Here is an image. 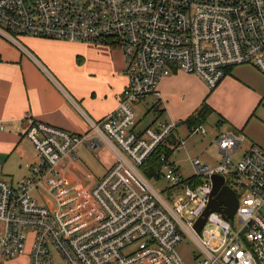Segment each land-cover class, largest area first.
<instances>
[{
	"label": "built area",
	"instance_id": "1",
	"mask_svg": "<svg viewBox=\"0 0 264 264\" xmlns=\"http://www.w3.org/2000/svg\"><path fill=\"white\" fill-rule=\"evenodd\" d=\"M24 36L117 48L127 83L113 113L84 115L85 133L28 124L23 137L41 165L16 185L0 178V261L27 245L29 264H56L54 255L64 264H185L177 246L188 239L195 264H264V150L218 132L219 162L188 157L191 175L183 176L173 159L186 144L183 123L139 128L134 111L174 72L196 75L209 90L232 67L264 76V0H0V38L25 51ZM78 147L107 148L114 163L100 178L79 175ZM156 152L157 175L146 178L142 167ZM213 176L233 191L237 209L230 221L210 213L198 233ZM159 179L169 184L165 198L150 184Z\"/></svg>",
	"mask_w": 264,
	"mask_h": 264
},
{
	"label": "crops",
	"instance_id": "2",
	"mask_svg": "<svg viewBox=\"0 0 264 264\" xmlns=\"http://www.w3.org/2000/svg\"><path fill=\"white\" fill-rule=\"evenodd\" d=\"M19 41L25 51L0 38V122L4 125L0 131V158L14 152L18 160L17 168L10 171L0 165V177L24 175L15 185L30 175L29 167L41 165L34 148L23 137L30 122L85 133L88 127L84 115L98 121L113 113L117 97L127 83L123 54L117 48L29 36ZM157 93V97L147 98L153 101L156 118L146 126L138 120L139 128L157 123L161 116L163 121L184 123L202 102L213 111L211 115L217 116L210 140H204L203 135L189 136L186 124L179 128L185 147L191 138H200L201 147L196 154L188 151L184 161L199 157L209 166L216 165L219 155L213 141L218 132H232L243 139L244 147L255 144L264 150V76L256 68H230L213 90L196 75L174 72L159 81ZM145 101L135 107L147 105ZM213 146L215 157H209L206 152ZM76 150L78 161L73 167L79 175L85 172L100 178L115 160L109 149H99L103 158H97L100 173L93 174L82 165ZM0 264H29V258L23 254Z\"/></svg>",
	"mask_w": 264,
	"mask_h": 264
},
{
	"label": "rangeland",
	"instance_id": "3",
	"mask_svg": "<svg viewBox=\"0 0 264 264\" xmlns=\"http://www.w3.org/2000/svg\"><path fill=\"white\" fill-rule=\"evenodd\" d=\"M152 100L149 98L147 99L145 103L147 105H141V106H134V111L136 112V118L137 120H140V125L146 126L148 125L151 121H153L156 118V115L154 113V108L152 106ZM144 108V109H143ZM143 109V112L141 113V110ZM144 113H146L145 117H143ZM217 120L216 115H211L210 117L207 118L206 122L203 124V128L207 131V134L203 135L205 138L204 140H210L211 137L210 131L212 128L216 129L215 127V122ZM158 122H163L162 116L159 117ZM218 132V131H216ZM215 132V133H216ZM262 135H264V131L261 132ZM200 141V138L198 137H193L189 140L187 143V146L185 147L184 150H181L179 152H176L173 155V159L176 162L177 166L179 167L180 171L182 172L183 176H189L191 175V170L188 167V163L184 161L185 154L188 151H192V154L197 152L198 148L201 147V145L198 143ZM76 153L78 157L80 158L82 165L85 167L86 170L89 172H92L93 174H99L100 173V166H99V161L97 160L100 159L101 161L103 160L102 155L99 151L93 152V153H88L85 151L83 148H79L76 150ZM207 155L209 157H215L216 154V149L213 146V148L209 149L207 152ZM95 155L97 157H95ZM18 160L16 159V154L13 152L9 155H7L5 158H0V165H3L4 169L6 171L13 170L14 168H17ZM4 176L5 179L7 180H12L13 184L18 182L24 175H2ZM95 177H99L100 175H94ZM3 178V177H0ZM152 187L161 194L165 198V192L164 189L168 188L169 184L167 181L163 179H159L158 181L155 182H150ZM235 224H237V220L235 219ZM29 242V240H28ZM27 250L28 246L26 245L24 255L27 256ZM177 253L183 260L185 264H195V260L193 258V253L198 256V251L195 248L194 244L189 241L188 239H184L178 246H177ZM55 262L56 264H64L57 256L54 255Z\"/></svg>",
	"mask_w": 264,
	"mask_h": 264
},
{
	"label": "water",
	"instance_id": "4",
	"mask_svg": "<svg viewBox=\"0 0 264 264\" xmlns=\"http://www.w3.org/2000/svg\"><path fill=\"white\" fill-rule=\"evenodd\" d=\"M223 179L219 176L212 177V194L214 196L208 204L207 209L202 214L201 218L196 222L195 229L199 233L205 223L207 216L212 212H220L226 220H232L233 216L237 209V199L232 190L228 187H221ZM220 205L224 206V209H221ZM244 231L241 235L243 236ZM245 240V239H244Z\"/></svg>",
	"mask_w": 264,
	"mask_h": 264
},
{
	"label": "trees",
	"instance_id": "5",
	"mask_svg": "<svg viewBox=\"0 0 264 264\" xmlns=\"http://www.w3.org/2000/svg\"><path fill=\"white\" fill-rule=\"evenodd\" d=\"M212 112L213 111L206 105V103L202 102L199 108L188 119H186L183 124L202 125ZM221 120L222 119H220V122H222ZM159 167L160 162L156 152L144 164L142 167V172L145 174L144 176L146 178H152L153 176L157 175L156 172L158 171Z\"/></svg>",
	"mask_w": 264,
	"mask_h": 264
}]
</instances>
